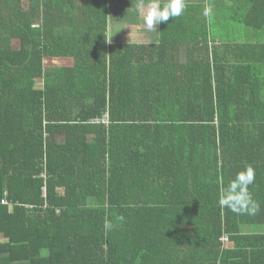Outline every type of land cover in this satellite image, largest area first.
<instances>
[{
	"label": "trees",
	"instance_id": "trees-1",
	"mask_svg": "<svg viewBox=\"0 0 264 264\" xmlns=\"http://www.w3.org/2000/svg\"><path fill=\"white\" fill-rule=\"evenodd\" d=\"M137 3L0 0V247L264 264V0H184L151 40L111 43L110 24L144 26ZM247 166L259 210L236 214L218 200Z\"/></svg>",
	"mask_w": 264,
	"mask_h": 264
},
{
	"label": "clouds",
	"instance_id": "clouds-1",
	"mask_svg": "<svg viewBox=\"0 0 264 264\" xmlns=\"http://www.w3.org/2000/svg\"><path fill=\"white\" fill-rule=\"evenodd\" d=\"M136 10L143 18L145 27L152 31L161 23H167L170 19L180 17L184 10V0H150L145 4L144 0H138ZM157 31V30H156ZM255 170L247 166L236 173L226 186L222 188L218 203L236 214H255L259 205L253 200L249 187L254 184Z\"/></svg>",
	"mask_w": 264,
	"mask_h": 264
},
{
	"label": "rangeland",
	"instance_id": "rangeland-1",
	"mask_svg": "<svg viewBox=\"0 0 264 264\" xmlns=\"http://www.w3.org/2000/svg\"><path fill=\"white\" fill-rule=\"evenodd\" d=\"M139 19L141 21V25H143V18L141 15H140ZM138 29L136 28V29L130 30V26L124 25L120 22L110 24V26H109V40H110V34L112 36H115V34H120L122 32H125L128 34V35L125 34L124 36H120V40H122V41H128V42H134V43L140 42L141 43V41H143V42L145 40L148 41V39L151 38L150 34L147 32L148 29L145 26L140 27L139 30ZM141 33H144V36ZM127 38H128V40H126ZM116 39H117V37H116ZM110 42H111V40H110ZM113 42H115V41H113ZM14 47L18 48L19 42L15 41ZM46 64H47V66H56V65L65 66L64 60H55L53 62V60L47 59Z\"/></svg>",
	"mask_w": 264,
	"mask_h": 264
},
{
	"label": "crops",
	"instance_id": "crops-1",
	"mask_svg": "<svg viewBox=\"0 0 264 264\" xmlns=\"http://www.w3.org/2000/svg\"><path fill=\"white\" fill-rule=\"evenodd\" d=\"M113 24V23H112ZM144 24V23H143ZM110 26V25H109ZM145 26V25H144ZM147 32L149 33V30H147ZM125 34H124V32H122V33H120V34H115V36L117 37V39H116V37L115 36H112L111 34H110V40H111V43H114L113 41H115V42H121L122 40H120V36H124ZM128 35V34H127ZM149 40H151V38L150 39H148V41ZM51 59V58H50ZM52 60V59H51ZM4 202V203H3ZM2 204H4V205H10V203L9 202H7V200L5 199V200H3L2 202H1ZM10 207H12V205H10ZM11 210H12V208H11ZM0 264H21V263H19V262H13L12 260H11V258H10V255H9V251L8 250H6V249H2L1 247H0Z\"/></svg>",
	"mask_w": 264,
	"mask_h": 264
},
{
	"label": "built area",
	"instance_id": "built-area-1",
	"mask_svg": "<svg viewBox=\"0 0 264 264\" xmlns=\"http://www.w3.org/2000/svg\"><path fill=\"white\" fill-rule=\"evenodd\" d=\"M4 203V202H3Z\"/></svg>",
	"mask_w": 264,
	"mask_h": 264
}]
</instances>
